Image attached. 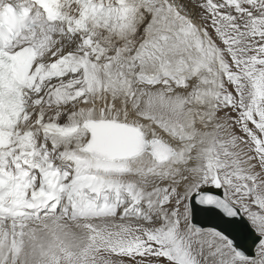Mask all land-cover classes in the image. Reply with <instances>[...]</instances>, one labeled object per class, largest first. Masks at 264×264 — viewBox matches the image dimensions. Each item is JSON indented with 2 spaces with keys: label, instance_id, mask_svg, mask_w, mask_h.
I'll return each instance as SVG.
<instances>
[{
  "label": "snow or ice",
  "instance_id": "obj_1",
  "mask_svg": "<svg viewBox=\"0 0 264 264\" xmlns=\"http://www.w3.org/2000/svg\"><path fill=\"white\" fill-rule=\"evenodd\" d=\"M0 264H264V0H0Z\"/></svg>",
  "mask_w": 264,
  "mask_h": 264
}]
</instances>
